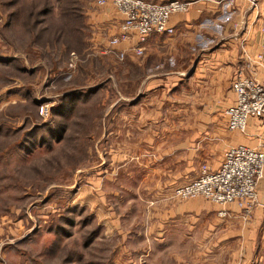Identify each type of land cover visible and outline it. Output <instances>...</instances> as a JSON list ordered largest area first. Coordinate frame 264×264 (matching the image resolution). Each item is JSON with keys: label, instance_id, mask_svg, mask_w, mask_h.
Segmentation results:
<instances>
[{"label": "rangeland", "instance_id": "rangeland-1", "mask_svg": "<svg viewBox=\"0 0 264 264\" xmlns=\"http://www.w3.org/2000/svg\"><path fill=\"white\" fill-rule=\"evenodd\" d=\"M212 1L221 6L209 14L221 15L223 28L211 37L209 51L228 39L226 32L248 46L233 0ZM247 5L246 13L262 19L254 26L256 36L263 37L264 0ZM103 9L95 0H0V264H229L215 254L201 259L199 246L179 243L184 228L173 233L175 244L160 245L153 242L147 221L142 227L152 207L212 201L179 199L174 187L186 182L172 187L166 180L162 188L168 196H140V189L149 186L140 174L157 178L154 172H161L163 162L156 159L168 150L170 129L184 119L183 109L211 111L222 102L215 98L220 93L213 89L214 95L203 97L195 92L198 78L190 79L197 64L192 66L189 53L178 66L181 83L148 92L145 77L157 70L151 69L147 53H129L125 59L103 54V43L112 35L98 20ZM140 107L150 109L144 116L146 136L153 124L156 132L160 128L153 148L140 149ZM190 118L204 127L205 117ZM212 119L209 145L215 136ZM209 150L213 157L221 151ZM143 154L151 158L144 162ZM206 160L194 157L191 179L205 164L213 169ZM188 166L176 165L178 172Z\"/></svg>", "mask_w": 264, "mask_h": 264}, {"label": "crops", "instance_id": "crops-1", "mask_svg": "<svg viewBox=\"0 0 264 264\" xmlns=\"http://www.w3.org/2000/svg\"><path fill=\"white\" fill-rule=\"evenodd\" d=\"M154 1L164 2L168 0ZM247 1L249 2L250 0H233V3L236 4L235 9L238 14H242L238 15L243 17V21H239V26H246L242 36L249 38L248 46L242 47L241 38L233 36L231 38L230 34L226 32L225 36H228V39L209 51L208 46L212 45L210 40L215 41L211 37L216 36L215 32L218 31V27L221 26L223 28L220 23L222 21L221 15L209 14L215 13L218 10L217 8L221 6L219 2L212 0H202L187 15L173 16L172 22L177 27L173 36L154 35L149 40L145 53H147L148 60L150 59L149 64L152 62L150 65L151 69H156L157 71L145 77L143 86L148 92L152 94L161 91L162 86H168L172 82L181 83L183 72L178 70V66L181 65L180 60L183 59L182 61L184 62V57L189 53V58L193 59L191 60L192 66H194L195 62L197 64L193 77L190 79L191 83H193L195 82L193 79L198 78V82L195 83L199 86V89L195 90V92L209 97V95H214L216 92L209 90L218 89L220 94L219 96L215 95V98L220 97L222 102L219 107L211 111L206 106L195 109L185 107L183 109L184 121H179L178 124L172 126L169 135L171 141L168 144L169 148L166 153L156 159L158 163L163 162L158 165L161 172L159 170L158 173L154 172L157 174V178H152L150 173L140 174L141 181L146 180L145 183L149 185L140 189V196L162 194L168 196L169 190L162 188L164 184L162 182L166 180L165 184L173 187L179 182H187L191 179L194 157L207 158L206 161L212 163L214 165H211L213 169L217 170L221 167L225 153L230 147L239 144L254 148L264 146V120L252 118L245 132L231 133L225 115L227 108L235 101L232 83L236 72L239 68H243L246 73H252L247 56L255 59L258 54L264 52V36H256V26H254L255 20L262 19L259 15L246 13L251 7V5H247ZM104 8L98 20L104 22L106 30L110 29L112 33L110 38H112L119 31L123 15L111 4L104 6ZM109 42L108 40L103 45L108 47ZM103 45L100 44L99 46ZM162 56L165 57L162 59ZM148 60H146V63ZM156 60H159V62H156ZM144 62L142 64H145ZM166 66L169 67L168 72L163 70ZM256 69L257 76L264 78V61L257 63ZM215 83L216 86L214 85ZM225 98L226 100H223ZM143 100L144 98L140 100V105ZM205 104L203 102L202 106ZM160 111V109H157L158 115H160ZM173 111L175 112L174 115H176L177 110L174 109ZM179 112H182L181 109ZM148 114H150V109L140 107V120H138V123H140V149H144V147L153 148L155 147V140H160V128L156 132V125L154 124L152 133L146 136L144 116ZM198 114L200 117H205L204 127L199 126L201 123L195 125L190 118ZM209 116L213 117L212 120H214L215 124L212 130L215 136L210 145L208 144L210 142ZM218 119L221 121H216ZM157 127H160V125ZM163 142L165 143V140ZM210 146L221 149V151H218L220 152L219 155L213 157L211 155L212 152L209 150ZM144 156V154L143 156L141 155L140 159ZM165 156H168V159H165ZM148 157L151 158L148 155L142 158L144 162H146ZM178 163L188 164V170L185 168L178 172L176 167ZM164 164L169 166L165 167L164 169L166 170L162 172L164 169L160 167H164ZM170 165H173L172 168ZM259 191L261 205L258 206L248 222L243 221L240 216L241 211L237 209L236 205L228 206L231 215L227 219V217L224 218L218 215L222 206L196 200L152 207L148 211V220L142 221V227H146L144 223L147 221V227H150L149 232L153 234V242L160 245L163 243L175 244L177 237L173 233L175 234L181 228H184V235L179 243L199 246L201 254H204L201 259H204V256L205 259H209L210 255L215 254L213 256H216L218 261L228 260L229 264H264V178L259 184ZM143 211L145 212V206ZM168 227L171 230L169 234L166 231L162 232ZM199 228L201 229L200 234L194 231V229L198 231ZM188 249H190V253L193 251L191 247ZM189 258H192V253Z\"/></svg>", "mask_w": 264, "mask_h": 264}, {"label": "built area", "instance_id": "built-area-1", "mask_svg": "<svg viewBox=\"0 0 264 264\" xmlns=\"http://www.w3.org/2000/svg\"><path fill=\"white\" fill-rule=\"evenodd\" d=\"M201 1L95 0L102 7L113 5L123 15L119 31L109 40L103 54L112 52L120 59H125L129 53L144 55L154 35L176 33L173 16L188 14ZM247 60L252 73L238 69L232 83L235 101L225 111L231 131L245 132L252 118L264 120V78L256 74V64L264 61V52L255 59L247 56ZM263 178L264 146L254 148L239 144L226 151L219 169L203 165L197 177L174 187L173 196L179 199L204 197L222 206L218 212L221 217L229 214L228 206L236 205L247 220L261 205L259 184Z\"/></svg>", "mask_w": 264, "mask_h": 264}]
</instances>
